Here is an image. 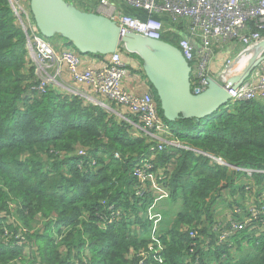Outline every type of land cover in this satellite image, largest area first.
Returning a JSON list of instances; mask_svg holds the SVG:
<instances>
[{"label": "trees", "instance_id": "trees-1", "mask_svg": "<svg viewBox=\"0 0 264 264\" xmlns=\"http://www.w3.org/2000/svg\"><path fill=\"white\" fill-rule=\"evenodd\" d=\"M123 10L143 21L148 17L142 9ZM117 52L125 55L122 49ZM35 85L24 35L7 1L0 0V264H73L84 253L88 264H139L142 251L144 264H264V216L226 245L200 249L205 240L214 242L211 228L218 205L246 212L243 201L249 190L235 184L245 178L243 173L215 165L198 153L238 169L264 171V101L228 102L203 120L168 123L148 84L171 138L191 149L164 145L157 151L156 143L101 108L52 87L38 95L32 90ZM77 149L88 156L76 157ZM89 157L95 161L93 169L87 166ZM80 161L85 164L81 169ZM142 161L152 165L153 179L167 192L164 204L169 210L163 211L158 225L146 217L147 211L156 217L162 211L153 206L152 193L142 198L133 193L131 173ZM252 179L264 188L263 174H253ZM104 201L124 215L100 231L94 216ZM9 204L27 228L46 220L27 236V246L3 244ZM84 216L88 223L80 220ZM201 224L205 226L198 232L200 240H191L188 230Z\"/></svg>", "mask_w": 264, "mask_h": 264}, {"label": "built area", "instance_id": "built-area-1", "mask_svg": "<svg viewBox=\"0 0 264 264\" xmlns=\"http://www.w3.org/2000/svg\"><path fill=\"white\" fill-rule=\"evenodd\" d=\"M17 26L25 39L27 58L33 67L36 85L32 88L42 95L49 88H56L71 96L79 97L93 106L108 108L102 101L114 103L126 109L135 120L129 123L137 129L148 142L157 144V150L164 147L190 150L171 138L168 126L159 117L154 96L150 90L141 95H134L124 88L127 70L122 63L120 53L115 52L102 60L96 70H80L82 57L77 56L70 47H59L57 50L44 38L39 36L33 24L29 10V0H6ZM68 4L82 12H94L113 21L120 29L121 35L137 34L150 40L159 41L163 37L169 44L176 45L185 61L191 67V92L198 95L203 92L210 79L209 65L215 55V49L224 44H232L241 51L264 40V0H123L127 6L142 9L149 17L140 20L122 13L111 0H65ZM168 29L165 28V22ZM231 60L225 64L226 70ZM63 69L69 76L68 82H63ZM231 102L264 100V62L252 72L250 77L238 88L229 89ZM215 165L227 167L229 170L241 172L246 179L251 180L253 174H264L251 170L231 168L217 157L201 153ZM77 157L85 158L87 153L78 149ZM118 159V154L114 156ZM90 159L89 168L95 167V161ZM79 163L81 169L83 163ZM152 165L142 161L136 166L131 176L134 178L133 193L142 198L148 193L147 183L150 180ZM160 180V179H159ZM103 211L96 215L97 227L105 230L121 218V212L113 206L101 203ZM10 215L3 227L2 240L8 248H20L26 245L27 236L33 230L24 227L13 215V206L8 205ZM264 216V201L258 207L248 209V215L240 221L227 218L224 223L215 221L211 230L215 233L214 242L205 240L200 249L207 252L212 246L226 245L236 233L247 229L253 222ZM40 220L35 230L42 224ZM11 228V229H10ZM191 240H200L197 231H190ZM62 236L57 238L61 241ZM144 264V254L139 255ZM73 264H88L87 253Z\"/></svg>", "mask_w": 264, "mask_h": 264}, {"label": "water", "instance_id": "water-1", "mask_svg": "<svg viewBox=\"0 0 264 264\" xmlns=\"http://www.w3.org/2000/svg\"><path fill=\"white\" fill-rule=\"evenodd\" d=\"M29 9L40 36L46 40L54 37L66 40L79 55L106 57L120 48L137 56L168 123L200 121L216 113L230 100L227 90L237 88L264 61L263 40L242 53L247 63L239 76L222 82L209 79L205 91L194 95L190 88L191 68L177 48L136 34L122 36L110 19L79 11L64 0H29Z\"/></svg>", "mask_w": 264, "mask_h": 264}, {"label": "clouds", "instance_id": "clouds-1", "mask_svg": "<svg viewBox=\"0 0 264 264\" xmlns=\"http://www.w3.org/2000/svg\"><path fill=\"white\" fill-rule=\"evenodd\" d=\"M65 1V0H64ZM66 2V1H65ZM67 3V2H66ZM68 4V3H67ZM70 5V4H69ZM136 9V8H135ZM30 10V9H29ZM145 12V11H144ZM86 13H93V14H97V13H94V12H86ZM98 15H100V14H98ZM148 15V14H147ZM103 16V15H102ZM129 16V15H128ZM105 17V16H104ZM148 17H149V15H148ZM147 17V18H148ZM32 20H33V18H32ZM164 22H165V28L166 29H168L169 27H168V25H167V23H166V21L164 20ZM33 24H34V21H33ZM34 27H35V24H34ZM35 29H36V27H35ZM21 30V29H20ZM36 32L38 33V31L36 30ZM39 34V33H38ZM130 34H132V33H130ZM137 35V34H136ZM40 36V35H39ZM124 36V35H123ZM140 36V35H139ZM42 37V36H41ZM43 38V37H42ZM55 38V37H54ZM45 39V38H44ZM61 39V38H60ZM164 39H165V37H163L161 40H159V41H161V42H164V43H166V44H169L168 43V41H167V39L164 41ZM25 40V39H24ZM46 40V39H45ZM51 40V39H50ZM48 43H50L53 47H54V49L55 50H57L59 47H61V46H63V47H70V48H72L74 51H75V53L77 54V56H79V57H82L83 59H85L84 57H86V58H90V57H93V58H98V59H101V60H105V59H107L109 56H106V57H98V56H96V55H86V56H82V55H79L77 52H76V50L72 47V46H70V45H66V44H64L63 43V45H57V47L52 43V41L51 42H49V40H46ZM154 41H156V40H154ZM261 41H263V40H261ZM261 41H259V42H261ZM259 42H257V43H259ZM257 43H255V44H257ZM255 44H253V45H255ZM169 45H171V46H173V47H175V48H177L178 50H179V48L176 46V45H173V44H169ZM225 45V44H224ZM230 45H232V44H230ZM253 45H251L250 47H247V48H245V49H243L242 51L239 49V48H237V47H235L234 45H232L233 46V48H234V53H232V56L231 57H227V60H231V65L228 67V69L226 70V68H225V64H226V61H225V64H224V66H223V69H222V71L218 74V75H216V76H213V75H211V71H210V65H211V63H212V61H213V59H214V57H213V59L211 60V63H210V65H209V73H210V79H213V80H215V81H217V82H222V80H224V79H226V78H229V77H234L233 75H231V71L232 70H235V66H236V63L238 62V61H240V60H242V58H246V57H243L242 56V53L244 52V51H246V49H249V48H251ZM223 46V45H222ZM120 48H118L117 50H119ZM117 50H116V52H117ZM123 50V49H122ZM124 51V50H123ZM180 51V50H179ZM115 53V52H114ZM113 53V54H114ZM124 53H125V55L126 54H128L127 52H125L124 51ZM181 53V52H180ZM216 51H215V55L214 56H216ZM239 54V55H238ZM112 55V54H111ZM130 55V54H129ZM182 55V54H181ZM134 56V55H133ZM183 57V56H182ZM120 58H121V61H122V55L120 54ZM28 59V58H27ZM247 59V58H246ZM185 60V59H184ZM262 62H264V61H262ZM261 62V63H262ZM123 63V62H122ZM247 63V62H246ZM261 63H259V64H261ZM124 64V63H123ZM188 64V63H187ZM258 64V65H259ZM125 65V64H124ZM189 65V64H188ZM246 65V64H245ZM258 65L256 66V68L258 67ZM125 67H126V70H127V72H128V74H127V78H126V80L124 81V88H125V90L127 91V92H129L127 89H126V87H125V83L128 81V76L130 75V71H129V67H127V65H125ZM190 67V66H189ZM245 67V66H244ZM191 68V67H190ZM255 68V69H256ZM254 69V70H255ZM91 70H96V69H91ZM141 70V64H140V66H139V70H137V74L139 75V77L141 78V79H143L142 78V76H141V74L139 73V71ZM253 70V71H254ZM142 71V70H141ZM252 71V72H253ZM241 72H242V70H240V71H238V72H236V76H239L240 74H241ZM252 72H251V74H252ZM143 73V72H142ZM223 73H225L226 75H224L223 76ZM250 74V75H251ZM250 77V76H249ZM248 77V78H249ZM247 78V79H248ZM247 79H245L243 82H245ZM144 81H145V83L147 84V90L146 91H148V90H150L151 92H152V90L150 89V87L148 86V83H147V81H146V79H143ZM242 82V83H243ZM241 83V84H242ZM190 84H191V74H190ZM240 84V85H241ZM208 85V84H207ZM239 85V86H240ZM238 86V87H239ZM237 87V88H238ZM190 88H191V85H190ZM207 88V87H206ZM232 89V88H231ZM145 91V92H146ZM205 91V90H204ZM203 91V92H204ZM228 91V90H227ZM130 93V92H129ZM192 93V92H191ZM202 93V92H201ZM201 93H199V94H201ZM131 94V93H130ZM143 94V93H142ZM153 94V93H152ZM193 94V93H192ZM198 94V95H199ZM134 95H136V94H134ZM137 95H141V94H137ZM154 96V95H153ZM100 101H102V104L103 105H105L106 107H108L107 109L106 108H103V107H101V106H95V107H99V108H101L104 112H106L107 114H109V113H112V114H115L117 117H118V119L119 120H121V121H123V122H125V123H127L128 125H129V123L127 122V121H129V122H131V123H134L135 125H136V120L131 116V115H129V113H128V111L126 110L125 112H126V114H123L122 113V110H124V108H122V107H119V106H116L114 103H109V102H107V101H103V100H100ZM258 101H264L263 99H259ZM229 102H231V99L229 100ZM111 105H114L115 107H118V109L119 110H117L116 109V111H119L118 113H116V112H114V109L113 108H111ZM110 106V107H109ZM157 107V106H156ZM157 111H158V108H157ZM159 114V113H158ZM126 115H129L131 118H125L124 116H126ZM159 117H160V115H159ZM161 118V117H160ZM162 120V119H161ZM163 121V120H162ZM164 122V121H163ZM129 126H131V129H132V131L133 132H135L136 134H138V133H140L137 129H135L132 125H129ZM141 135V137H143L142 136V134H140ZM173 139V138H172ZM147 140V139H146ZM175 140V139H174ZM177 141V140H176ZM157 145V144H156ZM183 147H187V146H184V145H182ZM156 149H157V147H156ZM177 149H179V148H177ZM78 150V149H77ZM183 150H185V149H183ZM191 150V149H190ZM158 151V150H157ZM189 151V150H188ZM195 152H197V151H195ZM199 153V152H198ZM202 153V152H201ZM87 155H88V153H87ZM116 155V154H115ZM114 155V156H115ZM209 155V154H208ZM77 157V156H76ZM78 158H82V157H78ZM86 158V157H85ZM118 158H119V156H118ZM83 159V158H82ZM115 159V158H114ZM81 162V161H80ZM79 162V163H80ZM83 163V165L85 166V164H84V162H82ZM88 164V163H87ZM226 164V163H225ZM227 165V164H226ZM229 166V165H228ZM229 167H231V166H229ZM224 168H227V167H224ZM231 168H235V167H231ZM228 169V168H227ZM236 169H238V168H236ZM229 170V169H228ZM240 170H249V169H240ZM231 171H234V170H231ZM251 171H253V170H251ZM236 172H238V171H236ZM254 172H264V171H254ZM241 173V172H240ZM264 175V174H263ZM132 177V176H131ZM153 178V176L151 175L150 176V180L148 181V183H147V188H148V193H152V195L154 196V199H153V206H156V205H158V195L154 192V191H152V189H151V179ZM244 179H246V177L244 178ZM251 187H254L255 186V184H254V181H253V179L251 178ZM154 182H155V185L156 186H160L161 187V189H163L164 191H165V189H164V186L162 185V184H159L158 182H160V181H157V180H155L154 179ZM235 184H238L237 182H235ZM133 185H134V183H133ZM239 185V184H238ZM246 189H248V188H246ZM249 193V192H248ZM247 193V194H248ZM257 193V192H256ZM157 195V196H156ZM255 196H256V194H255ZM259 196V195H258ZM163 197H165V199L167 198V192L165 191V193H163ZM256 200V199H255ZM254 200V201H255ZM257 202H258V205H256L257 207L259 206V204H260V202L261 201H264V200H256ZM105 202V201H104ZM9 205H11V206H13V213H12V215L16 218V216H15V206L13 205V204H9ZM101 206H102V204H101ZM107 206H113L114 208H115V210H119L120 212H121V218H120V220L119 221H121V219H122V217H123V215H124V213H123V211L120 209V208H116L115 207V205L114 204H107ZM249 208H251V207H249ZM249 208H247L246 207V212H243L241 209H239V208H237L238 210H236V211H229V209L224 205L223 207L222 206H220V205H218V207H217V211L215 212V218H214V223H215V221H218V222H220V223H224L225 221H226V219L227 218H233L234 220H236V221H240V220H242L244 217H246L247 215H248V209ZM103 211V206H102V210L101 211H98L96 214H95V220H94V223H95V226L97 227V218H96V215H98V214H100L101 212ZM8 216L10 215V212H9V210H8ZM4 217H6V214H2ZM8 216L6 217V223H7V218H8ZM156 215H153V214H151L150 212H148L147 211V213H146V217H149L150 219H154V217H155ZM140 217H141V214H140ZM17 219V218H16ZM18 220V219H17ZM80 220L82 221V222H84V223H88V218L86 217V216H84V217H80ZM132 220H133V218H132V216H130V221L132 222ZM19 221V220H18ZM37 221V224L39 223V219L38 220H36ZM44 222L46 221V220H43ZM119 221H116L115 223H117V222H119ZM20 222V221H19ZM43 222V223H44ZM21 223V222H20ZM155 225H158L157 223H155V222H153ZM254 223V222H253ZM252 223V224H253ZM22 224V223H21ZM114 224V223H113ZM112 224V225H113ZM251 224V225H252ZM23 225V224H22ZM43 225V224H42ZM42 225L38 228V229H40L41 227H42ZM214 225V224H213ZM24 226V225H23ZM35 226H37V225H35ZM35 226H32V228H29L30 230H33V232L35 231ZM111 226V225H110ZM110 226H108V227H110ZM205 226V224H201L199 227H198V229L197 230H194V231H197V232H199V231H201L202 229H203V227ZM4 227V226H3ZM3 227H2V233H3ZM25 227V226H24ZM79 227H81V225H79ZM107 227V228H108ZM27 228V227H26ZM106 228V229H107ZM97 229L98 230H100L98 227H97ZM105 229V230H106ZM37 230V229H36ZM105 230H100V231H105ZM182 230H185L184 228H182ZM193 229H189L188 230V235H189V232L190 231H192ZM62 231L64 232L65 231V229H62ZM157 231V230H156ZM241 232V231H240ZM235 236V235H234ZM191 239V238H190ZM28 245V242L26 243V245H24V246H27ZM158 251H156L155 252V254L157 253ZM141 253H143V251L141 252ZM140 253V254H141ZM144 254V253H143ZM144 257L146 258V256L144 255Z\"/></svg>", "mask_w": 264, "mask_h": 264}, {"label": "crops", "instance_id": "crops-1", "mask_svg": "<svg viewBox=\"0 0 264 264\" xmlns=\"http://www.w3.org/2000/svg\"><path fill=\"white\" fill-rule=\"evenodd\" d=\"M52 43L57 47V45H63V41H61L58 37H55L52 40ZM216 56H214V59L210 65V71H211V75L216 76L218 75L222 69L223 66L225 64V61L227 60V57H231L232 53H234V48L232 45L230 44H225L223 45L221 48L219 49H215ZM101 59L98 58H85L82 62H81V66H80V70L82 69H98L101 66ZM122 62L127 65V67H129V71H130V75L128 76V81L125 83V87L126 89L131 93V94H142L147 90V84L145 83V81L143 79H141L139 77V75L137 74V70H139V60L133 56V55H122ZM231 75L236 76V72L234 70L231 71ZM63 82L69 84V76L68 74L65 72V70L63 69ZM126 110H122L123 114H126L125 112ZM151 189L152 191H154L158 197L157 201H161V200H165V197H163V193H165V191L163 189H161V187L158 185H155L154 179H151ZM260 195H264V188H259ZM259 195V196H260ZM234 211L238 210L237 208H233Z\"/></svg>", "mask_w": 264, "mask_h": 264}, {"label": "rangeland", "instance_id": "rangeland-1", "mask_svg": "<svg viewBox=\"0 0 264 264\" xmlns=\"http://www.w3.org/2000/svg\"><path fill=\"white\" fill-rule=\"evenodd\" d=\"M111 3L115 4L118 7V9L122 13H124L123 7L124 6H127V4L123 0H111ZM84 58H86V57H84ZM239 62L244 63V62H246V59H244L243 61H239ZM241 63H236L235 70H234L235 72L238 71L237 70L238 65L241 64ZM114 112L118 113L119 111L114 110ZM109 114L110 115H113L114 117H116L118 119V117L115 114H112V113H109ZM236 182L240 186L245 185V188H248V190H249V193L246 195V198L243 201V205L246 206L247 208H249V207H257L256 206L257 204L254 201L255 199L256 200L257 199L258 200H264V195H262V194L260 196H255L256 192H258L259 191V188H261V187H256V186L251 187V185H250L251 184V181L248 180V179H244V178H242V179H240V180H238ZM228 197H229L228 195H226L224 197L225 201H226V199ZM219 205L222 206V207L224 206V204H222V203L219 204ZM158 206H159V209L162 210V211H160V213L158 214V217H156V216L154 217V222L157 223V224H159V222H161V215H162L163 211L168 212V210H169L166 207L167 205L164 204V200L158 201ZM168 221H169L168 219H165L163 223L166 224V223H168Z\"/></svg>", "mask_w": 264, "mask_h": 264}, {"label": "bare ground", "instance_id": "bare-ground-1", "mask_svg": "<svg viewBox=\"0 0 264 264\" xmlns=\"http://www.w3.org/2000/svg\"><path fill=\"white\" fill-rule=\"evenodd\" d=\"M244 59H246V58H244ZM244 59L242 58V60H240V61H243ZM246 62H247V59H246ZM246 62L241 63V62L238 61L237 63H241V64L238 65L237 70H238V71L243 70V69H244V66H245V64H246ZM238 71H237V72H238Z\"/></svg>", "mask_w": 264, "mask_h": 264}]
</instances>
